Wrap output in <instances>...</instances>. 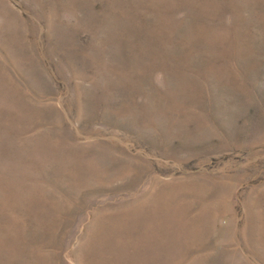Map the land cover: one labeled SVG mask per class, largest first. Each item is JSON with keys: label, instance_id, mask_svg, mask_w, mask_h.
<instances>
[{"label": "rangeland", "instance_id": "1", "mask_svg": "<svg viewBox=\"0 0 264 264\" xmlns=\"http://www.w3.org/2000/svg\"><path fill=\"white\" fill-rule=\"evenodd\" d=\"M0 264H264V0H0Z\"/></svg>", "mask_w": 264, "mask_h": 264}]
</instances>
